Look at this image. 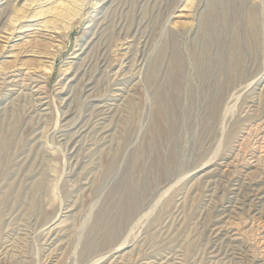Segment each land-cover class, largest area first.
<instances>
[{
	"label": "rangeland",
	"instance_id": "1",
	"mask_svg": "<svg viewBox=\"0 0 264 264\" xmlns=\"http://www.w3.org/2000/svg\"><path fill=\"white\" fill-rule=\"evenodd\" d=\"M5 3L0 264H264V0Z\"/></svg>",
	"mask_w": 264,
	"mask_h": 264
},
{
	"label": "bare ground",
	"instance_id": "2",
	"mask_svg": "<svg viewBox=\"0 0 264 264\" xmlns=\"http://www.w3.org/2000/svg\"><path fill=\"white\" fill-rule=\"evenodd\" d=\"M223 2V1H222ZM7 3H8V0H6V5H7ZM256 6V5H255ZM257 15V14H256ZM254 26H255V24H253ZM254 31H255V29L253 30V32H252V37L254 38L255 37V33H254ZM79 57V56H78ZM175 71V70H174ZM177 72V71H176ZM117 74H118V72H117ZM25 75V74H24ZM28 76V75H27ZM180 76V75H179ZM18 77H20L19 76V74L18 75H14V78L11 80L10 78V81L8 82V83H18L19 81H20V78H18ZM23 77V76H22ZM21 77V78H22ZM32 77V76H31ZM29 78V79H24V80H29L30 81V83L31 84H33V83H38V81H40V80H36L34 77L33 78ZM17 78H18V80H17ZM8 79V78H7ZM68 80H71V79H68ZM22 81V80H21ZM28 81V82H29ZM22 83V82H21ZM1 84V83H0ZM27 84V83H26ZM13 85V84H12ZM21 85V84H20ZM62 91V90H61ZM34 93H35V95H38V90L37 91H34ZM33 93V94H34ZM40 94V93H39ZM32 95V94H31ZM41 96V95H40ZM40 96L39 97H37V99L39 98L40 99V105H41V107H44L45 106V102H42V100L44 99V98H40ZM169 102H171V101H169ZM174 103V102H173ZM172 104V103H171ZM167 106V105H166ZM40 107V108H41ZM173 107V106H172ZM99 108V107H98ZM101 108V107H100ZM165 108V107H164ZM167 108V107H166ZM48 109L45 107V108H42L41 109V111L42 112H45V111H47ZM105 114V113H104ZM103 114V115H104ZM104 118H102V120H103ZM105 120V119H104ZM83 128V127H82ZM86 129V128H85ZM252 130V129H251ZM84 132H86V131H82V129L81 130H79L77 133H76V136L77 137H80V136H82L83 134H84ZM43 137V136H42ZM238 151V150H237ZM238 157V156H237ZM236 158V157H235ZM127 191V190H126ZM129 191V190H128ZM130 192L131 191H129V193H127V200H125V201H122L121 202V204L119 205V207H120V212H121V214H120V216H121V219H127L129 216H130V214H132L131 212H132V210L136 207V201L134 200V198L131 196V194H130ZM126 199V198H125ZM132 216V215H131ZM103 221H105V219H103ZM120 221H122V220H120ZM106 227V226H105ZM58 226H55L54 227V229H55V231L57 232L58 231ZM53 229V230H54ZM60 230V229H59ZM101 230H102V228H101ZM54 231V232H55ZM103 231V230H102ZM109 231V230H108ZM106 233V234H105ZM104 234H105V242L104 243H107V242H110L111 240H115L116 239V237H117V233H118V228H115V230H110L109 232H105ZM60 234V233H59ZM104 238V237H103ZM115 238V239H114ZM112 242V241H111ZM120 244V243H119ZM118 248V247H117ZM118 252V251H117ZM114 253V252H113ZM116 253V252H115Z\"/></svg>",
	"mask_w": 264,
	"mask_h": 264
}]
</instances>
